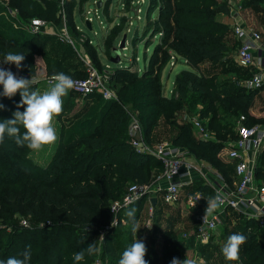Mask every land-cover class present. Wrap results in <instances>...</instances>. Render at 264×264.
<instances>
[{
	"label": "trees",
	"instance_id": "16d2710c",
	"mask_svg": "<svg viewBox=\"0 0 264 264\" xmlns=\"http://www.w3.org/2000/svg\"><path fill=\"white\" fill-rule=\"evenodd\" d=\"M71 2L73 4L70 6V0L65 1L68 13L66 23L73 25L74 38L80 41L83 36L89 37V29L85 26L86 10H83L82 0ZM245 5L264 16V0H245ZM75 8L78 9L79 18L84 17L85 29L77 28L73 14ZM227 9L226 2L222 3V0H149L144 33L145 37L148 34L158 36L159 42L145 60L143 72L124 66L118 67L110 75V82L115 80L120 86L117 100H106L100 94L87 96V100H93L92 105L87 104L67 126L62 127L57 147L46 166L34 163L31 159L33 151L26 146H18L14 138L5 135L3 143H0V232H3L0 236V260L19 257L30 245V264H75L73 254L86 249L89 244L97 245L102 232L103 245L108 248L104 251L105 261H108V252L123 253L135 239L146 245L145 259L148 264H159V254L169 262L172 258L178 259L177 254L182 247L198 245L204 249L211 244L198 243L193 231H186L187 237L178 235L175 232L179 222L178 213V217L175 215L165 219V226L161 227L164 208L169 206L161 198L154 205L151 228L143 227L144 234L151 232L158 235L161 244L159 251L152 244L155 239L143 241L132 234L128 235L129 240L124 245L114 243L115 237L120 235L123 220L128 219V210L136 209V220H141L146 214V197L122 209L118 213L116 226L111 229L106 227L114 219L111 203L121 199L131 184L154 182L164 168L159 159L149 154H139L132 146L130 114L126 108L138 112L148 143L155 140L157 126L168 122L175 128L174 131L172 129V144L180 145L178 147L187 150L197 161L207 163L233 186L235 164L221 158L219 153L230 148L237 140L236 128L239 123L253 126L260 122L264 127V118L251 114L254 100L264 86L249 89L242 83L238 84L243 76L249 78L254 72L238 66L236 56L235 67H232L230 59L225 62L231 52V43L232 47H237L235 55L240 45V41L233 36L232 26L222 24L217 19ZM155 11L157 17L153 18ZM105 13L109 15L108 11ZM18 18L26 22L39 18L48 24L59 23L61 28L64 19L60 1L1 0L0 59L9 52L23 53L25 59L22 64L26 67L22 68L33 73L27 67H34L36 58L43 54V43L35 42L45 32L33 34L24 30V26L18 27ZM67 28L69 31L68 25ZM119 33L120 28L117 27L106 36L108 49L115 46ZM61 43L67 45L63 41ZM81 43H78V49H81ZM72 53L77 57L74 50ZM172 54L181 58L191 70L177 74L174 89L170 96H166L162 73L170 63ZM224 63L226 67L223 72L234 76L237 82L213 79L217 73L210 68H219ZM205 65L211 66L205 69ZM99 66L101 70L103 65ZM62 70L72 78L82 79L87 75L86 67L80 60L77 65L67 68L61 59L57 63L48 62V76ZM36 88L31 85V90ZM70 92L73 93L72 90ZM20 101L19 92L11 98L2 96L0 104L4 107L0 109V121L12 119L16 111L23 112L24 107H17ZM197 104L200 106L197 107ZM184 108L187 109L182 116L186 117V120L183 119L185 125H179L173 118L175 112ZM241 116L244 118L242 122L239 121ZM194 117L206 124L215 139L204 140L197 135L190 121ZM23 131L21 127V133ZM263 175L264 150L259 156L256 179L264 181ZM194 192L213 194L201 179H197L187 190V194ZM23 219H28L27 226L21 224ZM232 219L233 232L247 237L239 251L244 259L242 264H264V228L256 220L231 211L222 224L223 237L228 226L226 224ZM44 232L51 236L52 241L32 244V235ZM260 234L263 236L261 241ZM22 237H26L23 243L20 242ZM93 258V255L86 253L79 264H92ZM118 261L110 259L107 264H118Z\"/></svg>",
	"mask_w": 264,
	"mask_h": 264
},
{
	"label": "built area",
	"instance_id": "2783aa9c",
	"mask_svg": "<svg viewBox=\"0 0 264 264\" xmlns=\"http://www.w3.org/2000/svg\"><path fill=\"white\" fill-rule=\"evenodd\" d=\"M99 10L96 8L94 10H86L84 13L85 20L90 21L92 29V15L97 16ZM63 19L65 22V15H63ZM232 20L233 36L240 41L236 55L237 64L244 69H251L258 65L256 52L257 50H264V37L259 31L246 27L236 16H232ZM48 27L47 21L34 18L28 22L27 30L30 33L39 34L45 32ZM57 35L61 41L68 43L74 48L86 67L87 75L85 78L71 77L75 81V87L72 89L74 93L83 97L100 94L106 100H117V93L110 85V75L106 71L107 67L102 74L97 67L92 65L79 52L78 43L83 42L84 39L92 43V39L83 36L78 41L70 35L65 25L59 32L57 31ZM178 59L177 55L172 54L170 65L174 66ZM0 67L12 71L18 78L31 79L33 76L35 78L33 86L43 85V87H49V78L51 76L46 75L39 79L29 70L22 67L17 69L15 65L7 64L3 61H0ZM242 84L249 89H261L264 86L263 74L254 72ZM2 91L3 88L0 86V93ZM2 96L0 95V98ZM126 110L130 114L129 133L132 146L139 154H149L159 159L163 163L164 168L161 175L154 182L129 185L125 195L111 203L110 208L114 215H117L122 209L129 207L142 197H146L148 218L145 221V226H151L154 214L152 198L156 200L161 198L165 204L170 206L183 205L186 211H190L194 216L195 227L193 233L196 241L201 244H209L215 241L224 220L231 211L256 220L259 226L264 228V183H258L256 179L259 156L264 150V127L259 125L246 126L239 123L236 128L237 140L230 148H225L219 153L221 158L235 164V182L233 186H230L221 173L214 170L207 163L192 158L187 150L168 143L156 145L148 143L138 116L131 110L127 108ZM190 121L201 139L209 140L213 138L206 124L198 117H194ZM210 177L211 180H209ZM197 179L203 180L210 187V190L213 191V194L201 192L187 194V190L194 185ZM217 190L223 194L221 208L203 221L205 208L207 207L206 200L213 196ZM194 203H196L195 207H193ZM114 222L117 223V220L115 221L114 219L112 225H114ZM27 223L25 219L22 220V224L25 226ZM103 234L102 232V236ZM183 236L187 237V233H184Z\"/></svg>",
	"mask_w": 264,
	"mask_h": 264
},
{
	"label": "rangeland",
	"instance_id": "374dc122",
	"mask_svg": "<svg viewBox=\"0 0 264 264\" xmlns=\"http://www.w3.org/2000/svg\"><path fill=\"white\" fill-rule=\"evenodd\" d=\"M60 1V10L62 15L67 16L66 12V6H65V1L66 0H59ZM70 0L69 5L71 6L73 2ZM148 1L149 0H82L83 3V10H94L98 8V14L97 16L92 15L93 17V30H88V36L90 39H92L93 45H91V42H87L86 39H84L85 43H81V46L79 48V52L84 58H87L92 65L95 67H101L99 64L103 65V68L99 71L104 73L103 70L107 67V73L109 75H112L113 72L118 68V67H132L136 69L135 71H142L145 67V60L148 58V56L153 52L155 46L159 42V37L158 36H151V34L146 35L144 33V27H146L147 24V6H148ZM221 1V0H220ZM232 3H236V10H240L242 14H246L247 17L251 15V11L253 10H243L240 9V3L238 2L239 0H231ZM102 2L101 7H99V3ZM228 6V0H222V3H225ZM68 5V7H69ZM239 5V6H238ZM243 7H245L244 3H242ZM246 8V7H245ZM228 10V9H227ZM105 11H108L109 15L105 13ZM78 9H74V16H75V21L77 22V26L79 29H85L84 28V17H81V19L78 16ZM229 12V11H228ZM227 11L221 12L217 19L220 23L225 24L230 23L229 19L226 16ZM254 15V14H253ZM153 18L157 17V11L153 13ZM19 19V20H18ZM17 19V25L18 27L24 26V30L27 31L28 29V22L25 20H20V18ZM20 21V22H19ZM63 26L69 27V33L72 37H74L75 33L72 31L73 25L67 24L66 21L63 22ZM26 26V27H25ZM16 27V26H15ZM120 28V33L115 41V46H112V49H108L106 46V36L110 34L111 30L114 28ZM62 28V27H61ZM59 23H53L49 24V27L43 33L40 35L38 40L35 43H43L42 47L44 49V52L42 55H39L36 60L34 67H27L34 72L31 73L36 75L39 79L45 77L48 72H47V67H48V62H58L60 59L63 60V66H72V65H77L78 61L80 60L83 63V60L81 57H79L78 53L76 52L77 57H74L72 51L74 48L67 45L62 44L60 37L57 36L55 33L57 31L59 32L61 30ZM77 29V28H76ZM44 36V37H42ZM124 36H127V41H126V47L123 49L119 50L120 53V61L116 62V52H114L115 49H118L120 46V43L123 39ZM231 36V35H230ZM229 36V37H230ZM232 37V36H231ZM34 43V45H35ZM237 48V47H236ZM235 47H232L231 43V52L226 58L225 62L230 59V63L233 64L232 67L236 66V61H235V52L236 49ZM98 50V52H97ZM75 51V50H74ZM58 59H57V58ZM0 61H3V58L0 59ZM84 64V63H83ZM14 65V64H12ZM24 66L23 64L21 67ZM211 65H205V69L209 68ZM26 66H24L25 68ZM74 67V66H73ZM226 67V63L222 66H216L210 68L213 72L217 73L213 79L220 82L223 80L228 79L227 81L234 82L238 81L234 76L231 74H227L223 72L224 68ZM74 69V68H72ZM65 70V67H64ZM60 71L63 72L67 75V71ZM184 70H191V67L188 66L181 58L178 59L176 64L174 66H171L170 63L165 66L163 69L162 73V81L164 84V94L166 96H170L169 90L173 91L174 88V81L180 72ZM139 72V71H138ZM141 73V72H140ZM117 78V75H116ZM247 79L246 76H243L242 80L238 81V84L243 83ZM223 83V82H221ZM231 84V83H230ZM110 85L112 89L117 91L119 90L120 86L118 83L114 80V82H110ZM119 87V88H118ZM46 87L42 86H37L35 89L36 91H44L46 90ZM73 91V90H72ZM74 93V91H73ZM71 93L69 91L68 95L63 98L64 104H63V112L55 118V127L58 132V136H60V133L62 131V127L64 125H68L69 121L72 120L76 115L80 114V111L87 106V104H91L93 100H87L86 97L77 95L76 93ZM89 102V103H88ZM200 104H197V107H199ZM134 111V110H133ZM132 111V112H133ZM187 109H183L182 111L175 112L173 120H175L179 125H185L183 122L186 120V117H182L186 114ZM136 115H139L138 112L134 111ZM183 112V113H182ZM182 113V114H181ZM184 119V120H183ZM243 117H240L239 121H243ZM188 121V120H187ZM142 125V124H141ZM253 125H259L262 126V123H254ZM172 125L169 124L168 122H162L157 126V129H155V134H154V141L151 142V144L156 145V144H162V143H168L169 145H173L171 142V137L173 135V131L175 130L174 127H171ZM59 139V138H58ZM212 139H215L213 136ZM58 141L56 142L55 145L51 147H46L42 151L39 152H31V159L33 160L34 163L38 164L39 166L43 167L44 165L46 166L47 162L51 158L52 154L54 153L56 147H57ZM180 145H177L175 147H178ZM180 148V147H178ZM181 149V148H180ZM185 150V149H184ZM177 211H180L179 215V225L175 227V232L178 233L181 237H184L183 234L187 233L186 231H193L194 229V216L192 217L189 215L188 211L185 214L186 216L188 215V219L185 218V221L183 220L184 218L181 216V208L173 207V206H167L164 208V213H163V218L162 222L160 223L161 227L164 228L165 222L164 220L175 216V213ZM118 215H114L115 221L117 220L118 222ZM177 216V215H176ZM175 216V217H176ZM178 217V216H177ZM113 219V220H114ZM28 222V219H26ZM138 223L141 225L139 228L138 232L136 234L132 233L131 231V221L128 219H124L122 224H121V232L120 235L115 237L114 243H122L124 245L128 240V235L132 234L134 238H141L143 241H151L152 238L155 239L154 243L157 251L160 250L161 244H159V237L156 234H153L151 232H148L144 234L145 232L143 231V227L145 226V219L142 217L141 220H137ZM233 223V219L230 220L226 225V234L225 237H223V233L221 234L223 228L221 227L219 235L216 237L214 242H211L208 247L201 249L198 245H192V246H185L180 248L178 252V260H181V258H184L188 261H191L192 264H242V260H244L241 255H239V259L234 262H229L226 261L222 255L221 248L223 244L226 242L227 238L234 234V233H239V232H233V228L231 224ZM22 224V223H21ZM116 222H114V225L108 226L109 229L112 228V226H116ZM25 226L24 224H22ZM28 225V223H27ZM26 225V226H27ZM107 228V227H106ZM105 228V229H106ZM147 228V227H146ZM149 229V228H148ZM232 230V231H231ZM251 231V230H250ZM3 232H0V236L2 235ZM10 233V229H9ZM104 235V234H103ZM26 238V237H25ZM24 237L20 239V242L26 241ZM32 244H35L37 241L40 243H44L46 240L52 241V238L49 234L47 233H41L37 235H32ZM263 239L262 234H260L259 241ZM104 236L103 239H98L96 247L98 248V252L93 255V263L92 264H107L110 259H120L121 258V253L120 254H111L108 252L107 257L108 261H105V255L104 251L108 249L106 246L103 245L104 243ZM197 243V242H196ZM199 243V242H198ZM197 243V244H198ZM204 245V244H202ZM181 255V256H180ZM177 259V258H176ZM182 259V260H184ZM163 255L159 254V264H171V261L173 260L170 259L169 262L165 261ZM181 260V261H182Z\"/></svg>",
	"mask_w": 264,
	"mask_h": 264
},
{
	"label": "clouds",
	"instance_id": "9594fccd",
	"mask_svg": "<svg viewBox=\"0 0 264 264\" xmlns=\"http://www.w3.org/2000/svg\"><path fill=\"white\" fill-rule=\"evenodd\" d=\"M25 55L23 53L9 52L4 55L3 62L14 64L17 69L22 65ZM35 83V78L31 79L17 77L12 71L0 67V86L3 91L0 95L11 98L17 92L21 95L20 104L17 107H24V111L13 113L12 119L0 121V143H3L5 135L14 138L18 146H26L34 152L42 151L46 147H51L58 141V132L55 127V118L63 112V98L75 87V81L71 76L59 72L49 78V87L44 91L31 90V85ZM26 106V107H25ZM4 105L0 104V109ZM21 127L24 129L21 133ZM203 221L216 213L223 203V194L217 190L215 194L207 200ZM193 204V207H195ZM136 209L132 208L126 212V216L131 221V231L136 234L141 227L135 218ZM152 226V225H151ZM151 226H146L151 228ZM103 239V236L100 237ZM247 237L241 233L230 235L221 248L222 255L226 261L234 262L239 259L240 247L246 242ZM98 248L95 243L89 244L86 249L73 254L75 264L83 261L85 254L95 255ZM147 253L146 245L135 239L122 253L118 264H148L145 259ZM32 260L31 246H27L19 257H9L0 260V264H30ZM171 264H192L186 259L178 260L173 258Z\"/></svg>",
	"mask_w": 264,
	"mask_h": 264
},
{
	"label": "crops",
	"instance_id": "0c3cea01",
	"mask_svg": "<svg viewBox=\"0 0 264 264\" xmlns=\"http://www.w3.org/2000/svg\"><path fill=\"white\" fill-rule=\"evenodd\" d=\"M238 2L240 3L239 4L240 6L238 5L240 7V9H243V10L249 9L250 11L253 10V11H251V15L249 17H247L246 14L245 15L242 14L240 12V10H236V8H235L236 3L234 5V3H232L231 0H228V10H227V13L228 14H226V16L229 19V22L230 23H227L226 22L225 24L231 27L233 25L232 16H236L239 19V21L242 24H244L246 27H249V28H252V29H254L256 31H259L263 35V37H264V16H263V14L256 12L254 9H252L250 7H247L245 5V0H239ZM242 3H244V5H245L246 8L243 7ZM256 58H257L256 61H258V65L252 67L250 69V71L251 72H260V73L263 74V77H264V50H257V52H256ZM173 85H174V83H173ZM169 92H171V90H169ZM251 114L253 116H255V117H262V118H264V87L262 88V90H260V92L257 94V96H256V98L254 100V105H253V107L251 109ZM52 156H53V154H52ZM52 156L49 159V161L47 162V164L52 159ZM258 166H259V161H258ZM260 167H261V163H260ZM261 177H264V175L261 176ZM209 180H211V177L209 178ZM261 182L264 183L263 180ZM261 182L258 181V183H261ZM153 207H155V206L153 205ZM173 207H177V208L180 207L181 208V216L184 218L183 220L185 221V218L188 219V215L187 216L185 215L187 213V211H186V209H185V207L183 205L173 206ZM145 212H146V214L143 217H144V219L146 221V219L148 218L147 210H145ZM177 213H178V215H180V211H177ZM177 213H175V215ZM188 213L192 217V214L190 213V211H188ZM177 224L179 225L178 222H177Z\"/></svg>",
	"mask_w": 264,
	"mask_h": 264
},
{
	"label": "water",
	"instance_id": "95a60500",
	"mask_svg": "<svg viewBox=\"0 0 264 264\" xmlns=\"http://www.w3.org/2000/svg\"><path fill=\"white\" fill-rule=\"evenodd\" d=\"M101 5H102V2L99 3V7H101ZM85 26L89 30L92 29V25H91L90 21H88V20L85 22ZM126 41H127V36H124L123 39H122V41H121V43H120L119 48L114 50V52H116V56H117L116 59H115L116 62H119L120 61V53H119V50L126 47ZM151 201H152V204L153 205L156 204V199L155 198H152Z\"/></svg>",
	"mask_w": 264,
	"mask_h": 264
}]
</instances>
